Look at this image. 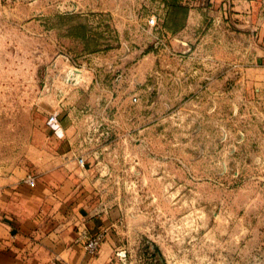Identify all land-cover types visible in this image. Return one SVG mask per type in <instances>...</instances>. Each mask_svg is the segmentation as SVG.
I'll use <instances>...</instances> for the list:
<instances>
[{
    "label": "rangeland",
    "instance_id": "1",
    "mask_svg": "<svg viewBox=\"0 0 264 264\" xmlns=\"http://www.w3.org/2000/svg\"><path fill=\"white\" fill-rule=\"evenodd\" d=\"M258 4L0 0V154L77 133L96 196L140 215L120 264H264Z\"/></svg>",
    "mask_w": 264,
    "mask_h": 264
},
{
    "label": "crops",
    "instance_id": "2",
    "mask_svg": "<svg viewBox=\"0 0 264 264\" xmlns=\"http://www.w3.org/2000/svg\"><path fill=\"white\" fill-rule=\"evenodd\" d=\"M258 1L233 0L252 12ZM64 130L62 138L47 134L48 142L32 146L24 158L0 154V264H120L114 255L125 249L122 238L129 231L121 225L140 215H128L115 200L96 196L92 179L99 169L81 166L80 136L67 126ZM30 175L34 184L27 182ZM102 230L98 252L87 253L84 243Z\"/></svg>",
    "mask_w": 264,
    "mask_h": 264
},
{
    "label": "built area",
    "instance_id": "3",
    "mask_svg": "<svg viewBox=\"0 0 264 264\" xmlns=\"http://www.w3.org/2000/svg\"><path fill=\"white\" fill-rule=\"evenodd\" d=\"M150 21H153L152 19ZM47 123L49 125H55L57 124V117L56 114H50L47 120ZM79 163L82 164L83 163V159L79 158ZM34 177L33 176H28L27 177V182L29 184H34ZM104 240V232L99 231L96 234H94L93 236H91L85 243H84V249L86 250L87 253L94 255L95 253H97V251L99 250V247L101 245V243Z\"/></svg>",
    "mask_w": 264,
    "mask_h": 264
}]
</instances>
